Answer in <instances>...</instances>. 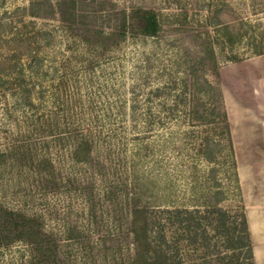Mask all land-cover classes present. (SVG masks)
Instances as JSON below:
<instances>
[{
    "label": "rangeland",
    "instance_id": "obj_1",
    "mask_svg": "<svg viewBox=\"0 0 264 264\" xmlns=\"http://www.w3.org/2000/svg\"><path fill=\"white\" fill-rule=\"evenodd\" d=\"M132 7L157 13L156 34L123 29ZM195 98L215 120L190 118ZM215 189L264 264V0H0V264H141L133 204L152 222Z\"/></svg>",
    "mask_w": 264,
    "mask_h": 264
},
{
    "label": "trees",
    "instance_id": "obj_2",
    "mask_svg": "<svg viewBox=\"0 0 264 264\" xmlns=\"http://www.w3.org/2000/svg\"><path fill=\"white\" fill-rule=\"evenodd\" d=\"M59 6L62 12V4L59 3ZM122 26L124 30L131 33L139 32L148 35L156 34L160 28L157 13L145 7H132L124 17ZM203 83L213 101V106L210 108L211 114L221 118L232 155L230 123L222 92L207 78L203 79ZM184 102L186 103L187 100L185 99ZM201 105L203 104L196 98L193 102L191 101L190 118H197L202 123L213 121L209 119L213 117H205L202 113L197 114ZM213 119L215 120V117ZM81 145L78 143L75 151L77 158L84 157V154L80 155ZM215 153L214 147L209 145L203 147V155L209 161L215 157ZM232 164L235 165L233 159ZM222 193V189H215L210 196H207L208 199L211 198V201L205 203V206L211 207L202 209L197 205L195 207H163L152 222L146 210L136 201L131 211L130 231L137 243V260L141 264H183L184 253L181 249L185 242L189 247L199 245V248L203 249L201 251L199 249L201 258L199 264H212L214 261L216 264H256L247 216L242 211L231 212L219 205L223 198ZM153 226L156 227V235L155 238L152 235L151 239L150 231ZM171 228L175 230L173 244L169 243L170 239L167 237V230ZM26 230L28 239L37 243L40 239V237L37 238L39 232L35 231L34 227Z\"/></svg>",
    "mask_w": 264,
    "mask_h": 264
},
{
    "label": "crops",
    "instance_id": "obj_3",
    "mask_svg": "<svg viewBox=\"0 0 264 264\" xmlns=\"http://www.w3.org/2000/svg\"><path fill=\"white\" fill-rule=\"evenodd\" d=\"M249 227H250V224H249ZM250 230H251V235H252V239H253L254 233H253V230H252V226L250 227ZM253 248H254V243H253Z\"/></svg>",
    "mask_w": 264,
    "mask_h": 264
}]
</instances>
